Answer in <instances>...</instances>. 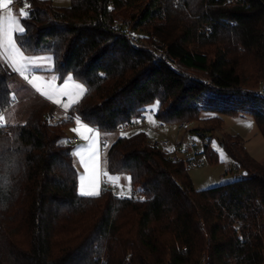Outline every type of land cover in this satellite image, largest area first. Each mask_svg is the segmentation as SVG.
Returning a JSON list of instances; mask_svg holds the SVG:
<instances>
[{
  "label": "trees",
  "instance_id": "trees-1",
  "mask_svg": "<svg viewBox=\"0 0 264 264\" xmlns=\"http://www.w3.org/2000/svg\"><path fill=\"white\" fill-rule=\"evenodd\" d=\"M26 2L17 46L50 55L51 72L85 92L63 120L43 118L53 111L42 101L24 123L0 125V264H264V167L238 138L220 144L243 176L201 190L185 162L171 161V150L143 129L117 138L106 167L129 177L131 197L109 189L80 195L65 145L75 118L114 132L153 104L160 123H192L189 136L204 140L224 116L250 114L264 139V111L255 106L264 104L256 92L264 79V0ZM14 79L0 57V114L13 104ZM202 154L218 161L207 144Z\"/></svg>",
  "mask_w": 264,
  "mask_h": 264
},
{
  "label": "rangeland",
  "instance_id": "rangeland-1",
  "mask_svg": "<svg viewBox=\"0 0 264 264\" xmlns=\"http://www.w3.org/2000/svg\"><path fill=\"white\" fill-rule=\"evenodd\" d=\"M48 1L54 6L66 7L70 5V0H43ZM0 3H7V8H0V57L3 62L11 68L15 73V79L11 84V92L13 104L6 111L7 116L3 117L0 114V120L5 123L9 121L8 125H15L24 123L33 110L42 108V101H48L50 108L53 111V116L57 120H63L67 111L63 104H69V96L75 98L77 102L81 100L85 92V86L74 80L72 77H66L64 80H59L51 71L53 69V59L48 54L26 55L17 46L15 42V35L21 34L18 29L23 27L22 20L27 16L28 5L26 0H0ZM8 9H11L12 16L16 20L15 25L3 19ZM21 10L26 13L25 17L20 15ZM24 28V27H23ZM10 37V39H9ZM145 45L146 41L142 42ZM22 54V55H21ZM19 69V71H17ZM39 77V79H35ZM51 83L52 88L48 87ZM264 85V79L258 81L256 92L260 94L261 85ZM35 85V87H34ZM79 86V87H78ZM80 87L84 92H80ZM37 88L52 95V99H48L46 95H42ZM64 89L68 95H65L60 90ZM55 90V91H53ZM59 101L60 103H57ZM76 102V103H77ZM255 106L264 111V104L256 102ZM158 109L157 104H153L149 111L150 115L145 113V121L139 127L129 129H118L114 132H98L93 129V133H85L89 139L85 140L81 135L74 131L78 127L74 119L72 125L65 130V136L68 139L76 137L78 142L69 143L66 141L65 145L70 147V154L73 165L77 171L78 176V192L80 193L81 177H84V188H90L98 185L99 191L102 189H109L115 194L122 197H131L133 189L130 184L129 177L125 174H111L106 167V151L109 146L117 140V138L129 135L137 129H143L148 138L154 141H162L169 139L174 145H178V156L189 154L196 160L201 161L200 166L189 167L188 174L193 184L194 189L201 190L219 186L231 182L243 176V171H234L231 166L234 163L226 150L221 146L220 140L223 136L238 138L248 155L256 162L264 167V139L259 133L253 117L250 114L241 116L226 115L223 117L222 129L211 137L207 136L202 140L196 134L189 136L188 130L194 126L192 123L187 125V131L178 128L177 124H168L165 128H159L160 121H158L154 114ZM212 113L202 114V118L212 117ZM6 118V119H5ZM84 124L83 122H81ZM6 124V123H5ZM86 127L90 126L84 124ZM206 127L207 123H197ZM193 140L195 147L190 146V138ZM95 141L96 158L95 163L88 161L89 171L85 173L84 166L80 163V157L76 155L77 152H84L87 160V150L89 144ZM207 144L209 148L217 155L218 161L215 163H208L202 151L204 145ZM188 150L187 152H185ZM196 152V154H194ZM103 183L108 186H103Z\"/></svg>",
  "mask_w": 264,
  "mask_h": 264
},
{
  "label": "snow or ice",
  "instance_id": "snow-or-ice-1",
  "mask_svg": "<svg viewBox=\"0 0 264 264\" xmlns=\"http://www.w3.org/2000/svg\"><path fill=\"white\" fill-rule=\"evenodd\" d=\"M8 2H10V0H8ZM7 7H8L7 3H0V8H7ZM20 15L22 17H25L26 13L23 10H21ZM3 19L10 22L11 25H15L17 23L15 18L12 16L11 9H8V11L5 14V17ZM18 31L22 34L25 31V29L23 27H21L18 29ZM9 39H10V37H9ZM17 71H19V69H17ZM35 79H39V77H37ZM34 87H35V85H34ZM48 87L50 89L52 88L51 83H49ZM37 91H40L42 95H46L48 97V99H50V100L52 99V95H50L46 91H43L41 88H37ZM53 91H55V90H53ZM60 91L63 92L65 95H68V93L64 89H61ZM80 92L81 93L84 92V89L82 87H80ZM69 100H70L69 104H63L62 105V107H64L66 110L77 102V100L71 96H69ZM56 102L60 103L59 101H56ZM76 123H77L78 127L76 129H74V131L78 132L83 139L88 140L89 137L84 135V134L85 133H93V129L86 127L84 124L81 123V121L79 119L76 120ZM93 135H98V133H93ZM76 155L80 157V163L84 166L85 173H87L89 171L88 161H93V163H95V158L97 155L96 150H95V141H93L91 144H89V147L87 150V160L85 159V153L84 152H77ZM80 195L85 196V197L99 196L100 195L99 187H98V185H96V186L90 188L89 190H85V188H84V177H81Z\"/></svg>",
  "mask_w": 264,
  "mask_h": 264
},
{
  "label": "built area",
  "instance_id": "built-area-1",
  "mask_svg": "<svg viewBox=\"0 0 264 264\" xmlns=\"http://www.w3.org/2000/svg\"><path fill=\"white\" fill-rule=\"evenodd\" d=\"M117 28V27H115ZM125 30V33L127 35V37L133 42V43H141V40H140V37L134 32L131 30V28L129 26H125L124 28ZM159 54H161L163 57L165 55H163L162 51H159ZM260 94H264V85L262 84L261 85V90H260ZM147 115H150L151 114V111H147L146 112ZM43 118L45 119H48L50 122H54L56 121V117L53 116V115H48V114H43ZM145 121V117L134 123L133 125L131 126H123L121 129L125 130V129H129V128H133V127H139L141 125L142 122ZM3 122L0 120V125H2ZM187 125L188 123L187 122H181L178 124V128L181 129V130H186L187 131ZM165 124L164 123H160L159 124V128H165ZM190 138V137H189ZM67 142L69 143H76L78 142L77 138L76 137H72L71 139H66ZM151 143L153 144H156L158 145L159 147L165 149V150H171V154L168 156V158L171 160V161H179V160H182L185 162V164L188 166V167H194V166H200L201 165V161H198L196 160L194 157H190L189 154H184L182 155L181 157L177 155V152L179 151V147L178 145H174L169 139H163L162 141H154V140H150ZM190 146L191 147H195L193 144V140H191L190 138ZM188 150H186L185 152H187ZM196 154V152L194 153ZM231 168L234 170V171H238V165L236 163H233ZM103 186H108L109 187V184L106 185L105 183H103Z\"/></svg>",
  "mask_w": 264,
  "mask_h": 264
},
{
  "label": "crops",
  "instance_id": "crops-1",
  "mask_svg": "<svg viewBox=\"0 0 264 264\" xmlns=\"http://www.w3.org/2000/svg\"><path fill=\"white\" fill-rule=\"evenodd\" d=\"M47 102H48V101H47ZM6 114H7V112L5 111V112H3L1 115H2L3 117H5V116H7ZM5 119H6V118H5ZM4 122H5L6 124L9 123V121L7 122V121H5V120H4ZM5 123H4V124H5ZM92 129H94V128H92ZM94 130H96V129H94ZM96 131H97V130H96ZM98 132H99V131H98Z\"/></svg>",
  "mask_w": 264,
  "mask_h": 264
}]
</instances>
